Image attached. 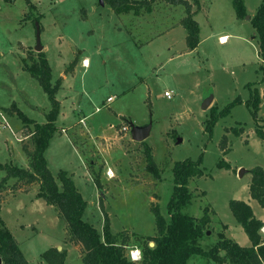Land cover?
<instances>
[{
  "label": "rangeland",
  "instance_id": "rangeland-1",
  "mask_svg": "<svg viewBox=\"0 0 264 264\" xmlns=\"http://www.w3.org/2000/svg\"><path fill=\"white\" fill-rule=\"evenodd\" d=\"M187 1L199 25L192 50L180 24L186 15L180 3L154 0L151 12L141 7L135 15L116 13L106 0H0V162L28 167L24 147L34 148L28 134L33 126L10 113L12 106L40 123L51 109L47 93L25 67L37 57L38 22L51 81L61 80L57 131L44 152L48 168L54 175L67 171L87 202L84 219L101 233L106 214L112 233L129 237L127 251L140 249L137 237L156 233L152 208L167 216L176 161L202 155L204 175L189 181L192 198L182 211L210 218L200 240L205 249L219 232L228 234V226L236 240L245 234L228 203L248 192L251 168H264V139L257 133L258 127L264 132V73L250 22L261 0H244L248 19L236 16L232 0ZM249 82L261 96L257 118L240 103L209 137L204 125L211 106L221 108L237 96L246 100ZM210 94L213 100L203 109ZM130 122L151 123L149 136L133 140ZM231 127L242 130L235 135ZM147 147L159 176L147 168ZM220 160L229 167H218ZM240 168L247 170L242 176ZM109 169L112 176L106 175ZM4 175L0 169V182ZM38 187L15 178L0 186L5 225L29 264H46L41 254L53 245L66 250V264H84L82 247L70 241L64 220L36 198ZM253 202L260 213L263 208ZM206 261L195 255L188 264H216Z\"/></svg>",
  "mask_w": 264,
  "mask_h": 264
},
{
  "label": "trees",
  "instance_id": "trees-1",
  "mask_svg": "<svg viewBox=\"0 0 264 264\" xmlns=\"http://www.w3.org/2000/svg\"><path fill=\"white\" fill-rule=\"evenodd\" d=\"M106 1L116 13L133 11L137 15L141 7H145L146 12H151L154 0ZM167 1L185 6L186 15L180 24L186 29L187 47L190 50L196 48L199 43V25L194 19L195 12L191 11V4L187 0ZM232 5L237 17L243 18L247 15L244 0H232ZM250 22L258 39V54L262 61L259 69L264 73V0H261ZM25 67L47 93L51 109L43 123L28 118L14 105L9 110L10 113H15L27 127L33 126L28 134L32 136L34 148L29 150L24 147L29 161L28 167L0 162V169L5 172L0 186L9 178H15L23 184L38 182L36 198L43 199L46 204L56 209L58 216L67 226L70 241L81 245V258L84 264H188L191 257L195 255L207 258V263L264 264V240L260 232L263 222L254 215L250 204L242 199H230L228 204L233 217L241 225L251 244L249 246L240 245L223 231L218 233L217 241L209 249H205L200 244V240L209 227L210 218L207 214L196 218L183 212L182 209L190 203L192 198L188 187L189 181L204 175V169L201 167L202 155L196 160L186 158L175 162L173 166L174 191L167 203V216H164L158 207L152 208L156 221V233L146 237L136 236L140 244L141 260L133 261L127 251L129 237L122 235L119 238L121 234L112 233L106 214L100 233L92 223L84 219L87 202L77 189L72 177L65 170H59L54 175L48 168L44 152L57 131L55 120L60 102L56 99V93L60 88L61 80L58 78L52 83L51 67L43 51H38L37 57L32 58V63H25ZM247 87L250 89V95L246 100L243 101L237 96L221 108L217 105L211 106L210 115L204 125V131L209 137L212 135L216 122L228 115L231 109L240 103H244L249 108L253 119L257 118L261 102L260 92L254 82L247 83ZM230 130H233L235 135H239L242 129L231 127ZM257 133L261 139H264V132L259 127ZM226 139L224 134L220 141L223 150ZM145 153L147 168L159 176L150 148L147 147ZM217 166L229 167L225 160H220ZM249 171L252 174L249 183L250 196L264 208V168L255 166ZM224 228H227V225H224ZM150 242L154 243L153 246H150ZM66 255L64 248L59 250L56 246H52L45 250L41 257L46 264H66ZM0 259V264H29L1 216Z\"/></svg>",
  "mask_w": 264,
  "mask_h": 264
},
{
  "label": "water",
  "instance_id": "water-1",
  "mask_svg": "<svg viewBox=\"0 0 264 264\" xmlns=\"http://www.w3.org/2000/svg\"><path fill=\"white\" fill-rule=\"evenodd\" d=\"M245 18L248 19L249 15H246ZM35 24H36V45L34 49L36 51H40L43 47L40 40V26L38 22H36ZM212 100H213V96L210 94L204 99L202 103V108L206 109ZM129 126H130L131 137L133 140L142 141L149 136L151 123L147 125L139 126L134 124L133 122H130ZM178 141H181V139H179ZM245 171H247L245 168H240L239 176H242ZM153 244H154L153 242H150V246H152ZM58 249L61 250V247L59 246ZM0 263H1V259H0Z\"/></svg>",
  "mask_w": 264,
  "mask_h": 264
},
{
  "label": "crops",
  "instance_id": "crops-1",
  "mask_svg": "<svg viewBox=\"0 0 264 264\" xmlns=\"http://www.w3.org/2000/svg\"><path fill=\"white\" fill-rule=\"evenodd\" d=\"M44 47V46H43ZM251 180V179H250ZM250 180H249V182H248V184H247V191L248 192H246V195H241L242 197L241 198H237V199H242V200H244V201H246V202H248L249 204H250V206L252 207V209H253V212H254V215L257 217V218H259L262 222H263V224H264V208L263 209H260V213H258V211L256 212L255 210H254V206H253V201L255 200L254 198H252L251 196H250V193H249V183H250ZM256 201V200H255ZM258 203V202H257ZM261 207V206H260ZM262 208V207H261ZM2 218V217H1ZM21 225H23V224H21ZM242 228V227H241ZM228 237H231L232 239H234L235 241H238V243L240 244V245H243V246H249L251 243H250V240L248 239V237H247V235H246V233L245 234H242L241 233V235H240V239L238 238V240H236V237H233L232 235H230V228H229V226H228V234H226ZM54 246V245H53ZM224 264H226V263H224Z\"/></svg>",
  "mask_w": 264,
  "mask_h": 264
},
{
  "label": "built area",
  "instance_id": "built-area-1",
  "mask_svg": "<svg viewBox=\"0 0 264 264\" xmlns=\"http://www.w3.org/2000/svg\"><path fill=\"white\" fill-rule=\"evenodd\" d=\"M82 64L85 65V66L87 65V59H86V58H83V60H82ZM164 94H165V96L170 97V93H169L168 91H165ZM107 100H108V101L111 100V97H108ZM80 121L83 122L84 120H83V119H80ZM124 129H128V127H127V126H124ZM111 173H113V171H112L111 169H109V170L106 171V175H107V176H112L113 174L111 175ZM260 232H261V235H262V239L264 240V224H263L262 227L260 228ZM137 250H139V252H140V254H141V251H140V249H138V248H135V249H131V250H129V257H130L133 261H140V260H141V258H139V259H135V260L132 258L133 253L136 252Z\"/></svg>",
  "mask_w": 264,
  "mask_h": 264
},
{
  "label": "clouds",
  "instance_id": "clouds-1",
  "mask_svg": "<svg viewBox=\"0 0 264 264\" xmlns=\"http://www.w3.org/2000/svg\"><path fill=\"white\" fill-rule=\"evenodd\" d=\"M132 258L135 260V259H139L141 258V254L139 252V250H137L136 252L133 253V256Z\"/></svg>",
  "mask_w": 264,
  "mask_h": 264
},
{
  "label": "bare ground",
  "instance_id": "bare-ground-1",
  "mask_svg": "<svg viewBox=\"0 0 264 264\" xmlns=\"http://www.w3.org/2000/svg\"><path fill=\"white\" fill-rule=\"evenodd\" d=\"M221 40H225V36H221Z\"/></svg>",
  "mask_w": 264,
  "mask_h": 264
}]
</instances>
